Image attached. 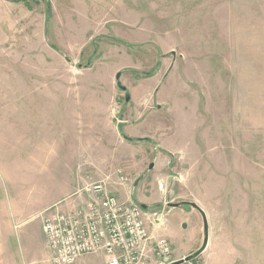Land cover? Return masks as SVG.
<instances>
[{
  "label": "rangeland",
  "instance_id": "1",
  "mask_svg": "<svg viewBox=\"0 0 264 264\" xmlns=\"http://www.w3.org/2000/svg\"><path fill=\"white\" fill-rule=\"evenodd\" d=\"M0 139L19 264L102 181L174 260L264 264V0H0Z\"/></svg>",
  "mask_w": 264,
  "mask_h": 264
},
{
  "label": "built area",
  "instance_id": "2",
  "mask_svg": "<svg viewBox=\"0 0 264 264\" xmlns=\"http://www.w3.org/2000/svg\"><path fill=\"white\" fill-rule=\"evenodd\" d=\"M85 193L89 199L72 210L53 208L41 214L52 264H77L81 258L97 254L105 255L107 264L178 261L172 258L169 241H152L143 206L121 201L109 192L105 181L86 188ZM184 264H195V260Z\"/></svg>",
  "mask_w": 264,
  "mask_h": 264
},
{
  "label": "crops",
  "instance_id": "3",
  "mask_svg": "<svg viewBox=\"0 0 264 264\" xmlns=\"http://www.w3.org/2000/svg\"><path fill=\"white\" fill-rule=\"evenodd\" d=\"M6 141V139H0V142H4ZM82 150L79 152L80 155L78 156H83V145L81 146ZM86 150H87V146H86ZM79 183V182H78ZM77 187V186H76ZM76 187L74 188V192L77 190ZM74 192L73 193H69L68 195L64 196L63 198L56 200L55 202L49 204L48 206H46L41 212H45L46 209L49 210L56 208V206L69 201L73 196H74ZM11 202V201H10ZM8 197H4L3 193L0 192V264H19L18 260H17V252H16V248H15V242L13 240V233H11L13 230H18L20 228V226L23 225V222H18L19 219L15 220L13 217L17 218L18 215H21V210H19L18 207H16L15 203H10ZM76 203H71L69 205H67L65 208V210L63 211H69L72 210L75 206ZM79 204V203H78ZM16 223L15 227H13V224ZM15 228V229H14ZM152 241H156L158 239H156L153 235H152ZM46 243V241H45ZM14 248V249H13ZM46 249L48 251L47 245H46ZM208 249V248H207ZM206 249V250H207ZM205 250V252H206ZM49 253V251H48ZM104 256V255H103ZM105 258V256H104ZM107 259V257H106ZM48 264H52L51 260H50V253H49V258L46 260ZM108 262V259H107ZM107 262H105L104 264H107ZM77 264H96L95 259L93 257L87 256V257H83L81 258ZM206 264V260L205 263Z\"/></svg>",
  "mask_w": 264,
  "mask_h": 264
},
{
  "label": "water",
  "instance_id": "4",
  "mask_svg": "<svg viewBox=\"0 0 264 264\" xmlns=\"http://www.w3.org/2000/svg\"><path fill=\"white\" fill-rule=\"evenodd\" d=\"M5 1L12 2V1H16V0H5ZM120 77H121V75L118 74V75H117V80H119ZM118 87H119L120 89H122L123 91L126 90V88L123 87L121 83H118ZM127 100H129V97H127ZM152 167H153V166H151V168H152ZM201 212H202V211H201ZM202 215L205 217V222H206V221H207V218H206V216H205V213L202 212ZM207 247H208V242L205 241V242L203 243L201 249H200L197 253H195V254H193V255L187 257V258H184V259H181V260L175 261V262H173L172 264H184V263H186V262L194 261V260H196V259L199 257V255H201L203 252H205V250L207 249Z\"/></svg>",
  "mask_w": 264,
  "mask_h": 264
},
{
  "label": "flooded vegetation",
  "instance_id": "5",
  "mask_svg": "<svg viewBox=\"0 0 264 264\" xmlns=\"http://www.w3.org/2000/svg\"><path fill=\"white\" fill-rule=\"evenodd\" d=\"M142 206H143L144 209H146V210L148 209V207L146 205H142Z\"/></svg>",
  "mask_w": 264,
  "mask_h": 264
}]
</instances>
